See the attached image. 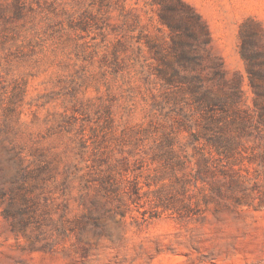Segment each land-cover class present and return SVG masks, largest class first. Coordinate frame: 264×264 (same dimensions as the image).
Wrapping results in <instances>:
<instances>
[{
    "label": "rangeland",
    "instance_id": "rangeland-1",
    "mask_svg": "<svg viewBox=\"0 0 264 264\" xmlns=\"http://www.w3.org/2000/svg\"><path fill=\"white\" fill-rule=\"evenodd\" d=\"M0 264H264V0H0Z\"/></svg>",
    "mask_w": 264,
    "mask_h": 264
},
{
    "label": "trees",
    "instance_id": "trees-1",
    "mask_svg": "<svg viewBox=\"0 0 264 264\" xmlns=\"http://www.w3.org/2000/svg\"><path fill=\"white\" fill-rule=\"evenodd\" d=\"M163 21L165 23H167L171 28H176L177 26L179 25H175V23H173L168 17H166V15H163L162 17ZM189 37H194V35L192 34H187ZM186 46L188 47H191L192 46V43L190 44H185ZM242 56L245 60H251L252 59V55H250V53H248V49L246 47H243L242 49Z\"/></svg>",
    "mask_w": 264,
    "mask_h": 264
}]
</instances>
